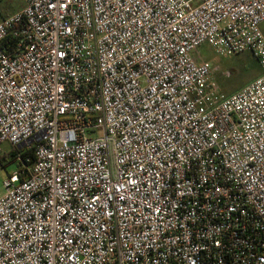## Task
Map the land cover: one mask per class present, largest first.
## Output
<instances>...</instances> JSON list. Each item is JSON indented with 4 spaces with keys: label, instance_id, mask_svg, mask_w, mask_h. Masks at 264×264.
Instances as JSON below:
<instances>
[{
    "label": "built area",
    "instance_id": "1",
    "mask_svg": "<svg viewBox=\"0 0 264 264\" xmlns=\"http://www.w3.org/2000/svg\"><path fill=\"white\" fill-rule=\"evenodd\" d=\"M23 2L0 21V264H264V0ZM202 44L261 74L222 95Z\"/></svg>",
    "mask_w": 264,
    "mask_h": 264
},
{
    "label": "rangeland",
    "instance_id": "2",
    "mask_svg": "<svg viewBox=\"0 0 264 264\" xmlns=\"http://www.w3.org/2000/svg\"><path fill=\"white\" fill-rule=\"evenodd\" d=\"M24 6L23 0H0V21L3 17L10 16ZM264 36V23L261 26ZM194 56L197 60H203L216 67L212 73V82L224 96H229L253 81L261 74V71L250 53L235 56L217 55L208 44H202L197 48ZM228 72V77L223 76ZM0 156H4L6 162L0 166V194L5 192L3 181L17 170V163L11 159L10 146L7 143L0 144Z\"/></svg>",
    "mask_w": 264,
    "mask_h": 264
},
{
    "label": "trees",
    "instance_id": "3",
    "mask_svg": "<svg viewBox=\"0 0 264 264\" xmlns=\"http://www.w3.org/2000/svg\"><path fill=\"white\" fill-rule=\"evenodd\" d=\"M5 18V17H3ZM2 18V19H3ZM251 54V53H250ZM251 56L254 58V60L256 61L255 57L251 54ZM257 63V62H256ZM17 150H10L11 153V159L14 160L15 159V155H16ZM3 161L6 162L4 156H0V164H3Z\"/></svg>",
    "mask_w": 264,
    "mask_h": 264
},
{
    "label": "crops",
    "instance_id": "4",
    "mask_svg": "<svg viewBox=\"0 0 264 264\" xmlns=\"http://www.w3.org/2000/svg\"><path fill=\"white\" fill-rule=\"evenodd\" d=\"M21 10V9H20ZM17 12V11H16Z\"/></svg>",
    "mask_w": 264,
    "mask_h": 264
}]
</instances>
